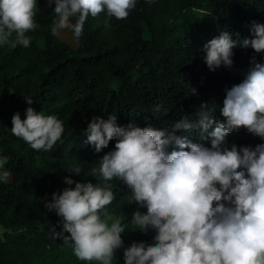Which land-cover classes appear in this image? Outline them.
Returning a JSON list of instances; mask_svg holds the SVG:
<instances>
[{
	"label": "trees",
	"instance_id": "16d2710c",
	"mask_svg": "<svg viewBox=\"0 0 264 264\" xmlns=\"http://www.w3.org/2000/svg\"><path fill=\"white\" fill-rule=\"evenodd\" d=\"M37 8L38 27L26 34L30 46L0 45V157H9L3 170L10 173L7 182L0 181V264H90L53 237L50 227L61 231V218L44 206L53 193L75 187L65 177L105 183L94 170L115 142L96 153L84 143L88 124L112 114L120 126L170 129L182 117L196 120L202 102L215 106L219 121L225 89L242 81L253 56L264 63V53L237 46L231 69L210 71L204 45L224 31L237 41L250 38L251 24L264 23V0H137L126 19H109L106 13L89 16L74 46L52 32L54 5L37 0ZM156 105H162L161 112L153 111ZM28 107L63 121L62 142L53 150L35 151L11 133L12 116L18 112L24 119ZM189 139L210 147V140H201L198 132ZM227 140L229 147L238 148L264 143L243 128ZM75 166L80 175L68 171ZM110 183L115 199L108 211L125 227L124 248L133 242L153 243V230L143 233L132 224V214L146 209L129 203L130 190L122 182ZM124 248L116 252L113 264H125Z\"/></svg>",
	"mask_w": 264,
	"mask_h": 264
},
{
	"label": "clouds",
	"instance_id": "9594fccd",
	"mask_svg": "<svg viewBox=\"0 0 264 264\" xmlns=\"http://www.w3.org/2000/svg\"><path fill=\"white\" fill-rule=\"evenodd\" d=\"M44 2L50 8L54 5L58 17L53 34L68 29L77 40L89 16L106 13L109 19L123 20L137 4V0ZM37 10V0H0V45L29 47L31 37L26 34L38 27ZM250 32V38L237 41L224 31L205 44L209 70L231 69L237 46L264 53V23L253 22ZM25 100L33 104L32 98ZM161 110L162 105L153 109ZM167 111L163 109L165 115ZM215 111V106L202 102L196 120L182 117L170 129L134 123L120 126L112 114L107 120L94 117L84 143L100 153L115 142L94 170L105 183L65 177L64 182L75 187L53 193L51 202H44L61 218V231L50 227L53 237L61 239L80 261L113 264L116 252L124 248L121 234L125 231L121 220H113L108 211L115 199L110 182L115 180L130 190L129 203L146 209L132 214V224L143 233L155 232L153 243L133 242L124 248L125 264H264V143L238 148L229 147L227 140L242 128L264 140V63L257 62L256 56L242 81L225 89L219 121ZM11 123V133L35 151L48 152L62 142L64 124L55 115L28 107L24 119L17 112ZM193 132L201 140H210V147L192 142ZM8 161V156L0 157L3 182L10 177L3 170ZM68 171L80 175L82 170L75 166Z\"/></svg>",
	"mask_w": 264,
	"mask_h": 264
},
{
	"label": "rangeland",
	"instance_id": "374dc122",
	"mask_svg": "<svg viewBox=\"0 0 264 264\" xmlns=\"http://www.w3.org/2000/svg\"><path fill=\"white\" fill-rule=\"evenodd\" d=\"M41 3L38 4V7L40 8ZM58 20V17H56L55 22ZM58 36L64 40H67V42H69L71 45H75L76 41H75V37L73 36L72 32L68 29H62V30H58ZM38 44H41L42 41L38 40L37 41Z\"/></svg>",
	"mask_w": 264,
	"mask_h": 264
}]
</instances>
